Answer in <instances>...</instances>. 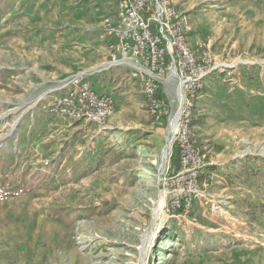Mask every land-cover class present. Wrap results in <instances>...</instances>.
Listing matches in <instances>:
<instances>
[{"label":"rangeland","instance_id":"obj_1","mask_svg":"<svg viewBox=\"0 0 264 264\" xmlns=\"http://www.w3.org/2000/svg\"><path fill=\"white\" fill-rule=\"evenodd\" d=\"M175 1L218 69L181 106L166 69L156 107L144 61L114 64L120 0H0V264H264V0ZM121 73L103 123L61 114L68 83Z\"/></svg>","mask_w":264,"mask_h":264},{"label":"built area","instance_id":"obj_2","mask_svg":"<svg viewBox=\"0 0 264 264\" xmlns=\"http://www.w3.org/2000/svg\"><path fill=\"white\" fill-rule=\"evenodd\" d=\"M118 19L119 28L115 30L123 57L115 58L114 64H129L131 59L144 61L145 66L138 61L132 65L148 75V78L143 76L145 93L156 107L159 105L155 95L159 88L156 79L166 69L179 80L185 93L196 90L208 74L218 69V63L210 58L211 50L205 49L203 44L200 50L204 58L201 60L196 56L188 38V32L192 30L188 17L179 10L175 0H120ZM82 80L79 77L68 83L67 92L57 99L56 105L61 114L71 120L103 123L115 111V101ZM188 135V126L181 125L176 139L183 146V172L191 171L194 181L200 157L188 143Z\"/></svg>","mask_w":264,"mask_h":264},{"label":"crops","instance_id":"obj_3","mask_svg":"<svg viewBox=\"0 0 264 264\" xmlns=\"http://www.w3.org/2000/svg\"><path fill=\"white\" fill-rule=\"evenodd\" d=\"M93 79V82L95 83V78H91ZM135 78L129 74H120V79L118 80L117 85H115V83H110L106 81H104L102 84L99 83H95L93 86L98 89L99 92L104 93V94H111L114 96V98L116 99V102L119 104V101L122 99L120 97L125 98L126 96H128L131 92V90H136L135 85L136 82L134 80ZM99 82V81H98ZM110 84L113 86H110ZM118 92V94L116 93ZM120 98V99H119Z\"/></svg>","mask_w":264,"mask_h":264},{"label":"bare ground","instance_id":"obj_4","mask_svg":"<svg viewBox=\"0 0 264 264\" xmlns=\"http://www.w3.org/2000/svg\"><path fill=\"white\" fill-rule=\"evenodd\" d=\"M171 76H174V74L172 75L171 74ZM175 77V76H174ZM179 88L181 89V91L179 90V93H178V99H179V104H180V106L182 105V103H183V98L184 97H182V95H181V92H182V86L180 85L179 86ZM179 118H180V108L175 112V114H174V116H173V118H172V122H171V131H172V133H175L177 130H178V128H179V126H178V121H179ZM179 125H180V123H179ZM165 152H167V151H164V154H165ZM168 154V153H167ZM162 193H164V192H162ZM163 201H164V196L162 195L161 196V203H160V205H161V207H162V203H163ZM160 208V207H159Z\"/></svg>","mask_w":264,"mask_h":264}]
</instances>
